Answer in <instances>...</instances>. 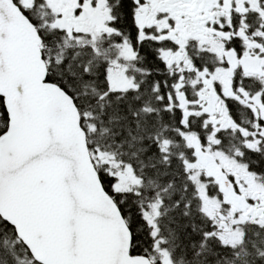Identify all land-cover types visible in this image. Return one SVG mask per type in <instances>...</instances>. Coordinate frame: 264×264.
Instances as JSON below:
<instances>
[{
	"label": "snow or ice",
	"instance_id": "obj_1",
	"mask_svg": "<svg viewBox=\"0 0 264 264\" xmlns=\"http://www.w3.org/2000/svg\"><path fill=\"white\" fill-rule=\"evenodd\" d=\"M0 264H264V0H0Z\"/></svg>",
	"mask_w": 264,
	"mask_h": 264
}]
</instances>
